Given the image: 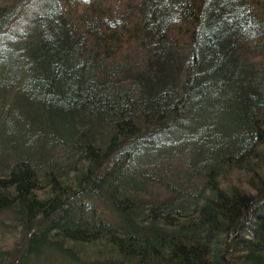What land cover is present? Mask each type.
<instances>
[{
    "label": "trees",
    "instance_id": "obj_1",
    "mask_svg": "<svg viewBox=\"0 0 264 264\" xmlns=\"http://www.w3.org/2000/svg\"><path fill=\"white\" fill-rule=\"evenodd\" d=\"M0 264H264V0H0Z\"/></svg>",
    "mask_w": 264,
    "mask_h": 264
}]
</instances>
